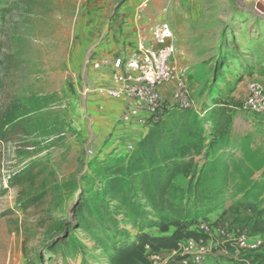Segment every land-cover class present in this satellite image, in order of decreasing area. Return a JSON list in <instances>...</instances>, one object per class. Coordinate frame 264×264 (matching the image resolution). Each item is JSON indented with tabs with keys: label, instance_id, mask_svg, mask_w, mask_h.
I'll use <instances>...</instances> for the list:
<instances>
[{
	"label": "rangeland",
	"instance_id": "rangeland-1",
	"mask_svg": "<svg viewBox=\"0 0 264 264\" xmlns=\"http://www.w3.org/2000/svg\"><path fill=\"white\" fill-rule=\"evenodd\" d=\"M252 11L263 15L264 0H0V109L15 99H44L30 115L36 130L26 139L40 146L24 149L20 139L0 143V264H53L47 245L56 224L70 218L67 188L96 158L88 151H99L84 144L70 122L75 99L96 86L94 53L114 27L121 32L125 24L137 26L153 40L164 23L175 36L172 82L186 83L199 112L225 110L221 135L239 151L226 160L231 173L225 202L200 221L199 228H212L205 234V264H264V233L248 228L264 207V116L235 109L225 99L234 90L244 93V82L264 86V23ZM148 125L150 133L155 124ZM120 150L127 155L129 145ZM28 166L40 177L4 192L9 176ZM247 190L252 199L245 201ZM35 199L42 204L25 210V202ZM242 236L243 243L234 242ZM85 245L83 255L54 264H96L102 251L94 242Z\"/></svg>",
	"mask_w": 264,
	"mask_h": 264
},
{
	"label": "trees",
	"instance_id": "trees-1",
	"mask_svg": "<svg viewBox=\"0 0 264 264\" xmlns=\"http://www.w3.org/2000/svg\"><path fill=\"white\" fill-rule=\"evenodd\" d=\"M234 92L225 99L241 110L243 91ZM43 101L20 98L0 109V143L20 139L24 149L40 146L26 139L36 130L30 115L42 108ZM166 111L170 120L165 117L154 123L136 150L94 158L87 171L68 186L64 204L70 218L56 224L47 245L50 263L83 255L87 241L102 251L96 264H151L147 246L155 252H180L188 240L207 242V236L199 232L200 221L225 202L231 173L226 160L239 151L231 150L221 135L225 110L217 115V109L196 112L170 106ZM179 176L186 177V184L176 182ZM39 177L28 166L9 176L3 191L30 186ZM251 197L247 190L243 199ZM41 204L39 199L27 200L23 207L28 210ZM248 228L254 235L264 233V207ZM151 229L158 233H149Z\"/></svg>",
	"mask_w": 264,
	"mask_h": 264
},
{
	"label": "built area",
	"instance_id": "built-area-1",
	"mask_svg": "<svg viewBox=\"0 0 264 264\" xmlns=\"http://www.w3.org/2000/svg\"><path fill=\"white\" fill-rule=\"evenodd\" d=\"M155 47L147 48L144 44L138 46L137 52L131 56H119L113 62L112 80L114 87L96 86L87 88L84 92L96 93L110 98L126 97L132 99L130 112L133 114H146L153 123H157L166 116L170 106L181 110L196 108V101L191 97L189 88L182 80L177 81L172 101L168 104L161 93L162 86L171 83L174 79L175 68V36L168 24L159 25L154 31ZM241 111L264 116V86L251 80L248 91L242 100ZM200 114V113H199ZM134 151L129 146V153ZM89 156L95 157L93 150L88 151ZM202 234H209L212 228L203 226L199 228ZM216 232L222 236L229 234L221 228ZM245 237H239L234 242L243 243ZM147 257L151 264H205L207 250L205 243L188 240L181 245V251L155 252L146 247Z\"/></svg>",
	"mask_w": 264,
	"mask_h": 264
},
{
	"label": "crops",
	"instance_id": "crops-1",
	"mask_svg": "<svg viewBox=\"0 0 264 264\" xmlns=\"http://www.w3.org/2000/svg\"><path fill=\"white\" fill-rule=\"evenodd\" d=\"M251 15L260 23H264V14L259 15L252 11ZM140 44L147 48L156 45L155 39L142 36V31L137 26L130 29L125 24L121 32H117L114 27L93 56L95 63L93 73L97 78V82L94 81L95 85L114 87L116 85L112 80L114 60L119 56H131L137 52ZM238 64L242 66L241 63ZM248 83L244 82L246 86L243 99L247 95ZM175 90L176 84L173 82L162 86L161 93L168 104L171 103ZM131 101L132 99L126 97L110 98L96 93L83 94L82 98L75 99V116L70 121L72 129L84 144L99 149L95 156L98 160L120 155L121 145L127 143L134 147L149 133L148 123H153L152 120L148 122L150 117L146 114L131 113Z\"/></svg>",
	"mask_w": 264,
	"mask_h": 264
}]
</instances>
